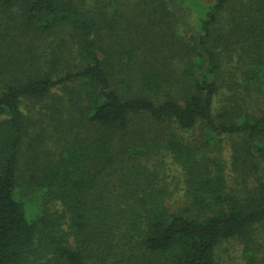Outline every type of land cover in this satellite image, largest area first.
I'll return each mask as SVG.
<instances>
[{"label": "trees", "instance_id": "1", "mask_svg": "<svg viewBox=\"0 0 264 264\" xmlns=\"http://www.w3.org/2000/svg\"><path fill=\"white\" fill-rule=\"evenodd\" d=\"M224 242L264 264V0H0V264Z\"/></svg>", "mask_w": 264, "mask_h": 264}, {"label": "rangeland", "instance_id": "2", "mask_svg": "<svg viewBox=\"0 0 264 264\" xmlns=\"http://www.w3.org/2000/svg\"><path fill=\"white\" fill-rule=\"evenodd\" d=\"M189 138V135L187 136V139ZM192 139V136L190 137ZM230 140H224L223 147L221 149V152L219 151L217 155L223 159V160H229L231 151H230ZM166 169H167V176H168V184L171 188L172 193L174 194V200L180 199L181 191L179 188L180 186V170L178 167L173 165L171 161L166 160ZM176 201L173 206L175 207L177 202ZM59 208V205L51 206L50 210L55 211ZM219 255L220 260L224 264H235L239 262V246L238 244L229 242H224L217 248V256Z\"/></svg>", "mask_w": 264, "mask_h": 264}]
</instances>
